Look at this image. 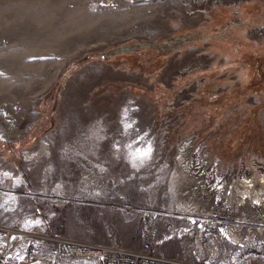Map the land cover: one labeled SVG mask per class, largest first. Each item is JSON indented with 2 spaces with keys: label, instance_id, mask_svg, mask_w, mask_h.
Segmentation results:
<instances>
[{
  "label": "rangeland",
  "instance_id": "1",
  "mask_svg": "<svg viewBox=\"0 0 264 264\" xmlns=\"http://www.w3.org/2000/svg\"><path fill=\"white\" fill-rule=\"evenodd\" d=\"M262 29L264 0L212 10L174 0H0V124L14 134L31 128L0 138V239L30 231L28 252L48 257L56 242L75 240L264 263V225L242 223L232 239L219 210L203 223L175 209L170 181L187 145L234 186L225 208L246 206L237 174L264 163ZM193 48L217 63L176 79ZM117 121L130 130L116 131ZM51 138L52 170L37 174L49 189L9 186L2 173L23 170V154ZM149 147L152 157L138 151ZM256 189L264 201V186Z\"/></svg>",
  "mask_w": 264,
  "mask_h": 264
},
{
  "label": "bare ground",
  "instance_id": "2",
  "mask_svg": "<svg viewBox=\"0 0 264 264\" xmlns=\"http://www.w3.org/2000/svg\"><path fill=\"white\" fill-rule=\"evenodd\" d=\"M4 1V0H3ZM186 8H197V5L204 4L209 10L217 9L221 6L235 5L238 6L240 0H174ZM16 16V15H15ZM13 35L15 36L16 41L21 36V23L20 20L16 19L14 24L11 26ZM258 33L264 37V29ZM23 35V34H22ZM138 35L134 36L135 38ZM18 37V38H17ZM22 37V36H21ZM146 37V36H140ZM141 39V38H139ZM21 40V39H20ZM19 40V41H20ZM193 56H197L196 59H193ZM221 57L220 54L217 55ZM188 57L192 58L186 65L181 68L180 73H178V78L186 76L195 71L206 69L211 66H214L217 61L212 58V55L208 56V60L205 62L201 57H199V52L196 49H190L188 51ZM230 57H226L225 60L228 61ZM19 61V60H16ZM20 63V62H19ZM5 67L13 70L12 64L8 62H3ZM173 64V63H171ZM16 66V65H15ZM20 66V65H19ZM17 71V70H16ZM171 82L167 87H171ZM180 100V99H179ZM126 113L123 112L122 117H119V120H122L125 117ZM121 124L120 121L115 123V130L118 132L127 131L130 128ZM31 129V128H30ZM26 132H21L18 134L11 133L0 124V138L5 139L6 141H11L13 139H18ZM53 139L42 140L34 149L28 150L23 154V170L18 172H13L6 170L2 173L3 178L8 181L9 186L24 185L27 191L43 190L46 192L49 189V185L44 184L37 176L40 172H50L52 170L51 164L49 161L53 155ZM133 149V148H132ZM141 154L152 157V151L149 152V148H140L138 149ZM62 157V153L58 154ZM132 156V150L130 149V157ZM177 168L173 172L171 182L173 184V189L175 190L176 198L174 203V208L180 210L183 214H188L190 216L202 217L203 223L207 220L206 218L213 217L216 210L218 211L219 218L229 220L228 227L221 228V231L226 233L230 238L236 239L239 237L240 224L250 223V224H261L264 225V201H261L258 197V190L256 189V184L264 186V163L259 162L258 160L254 161L252 169H247L246 165H242L241 171L237 174V179L240 182L243 190L239 191V194L243 201L245 202V207L241 206L239 209L229 211L225 208V203L222 200L223 196L231 194L233 187L226 184L225 180L219 175L213 173L212 169H206L203 161L198 156V154L191 156V151L189 146L182 145L179 149V155L176 159ZM65 188V184L62 182L58 183L55 190H62ZM264 195V192L261 190ZM253 197L255 206L249 203L250 198ZM226 200V198H225ZM36 204H39L35 201ZM225 208V209H224ZM216 214V213H215ZM191 221H195V217ZM234 222V224H232ZM11 232V231H10ZM24 239H30L32 232L22 231ZM82 243V242H81ZM84 243V242H83ZM95 244V243H93ZM107 245V244H106ZM114 245V244H113ZM122 247V246H119ZM125 248V247H124ZM129 248V247H126ZM133 249V248H131ZM50 259L51 256L47 257ZM261 259L255 257L252 260ZM16 259H14L15 261ZM22 261V259H20ZM262 261V259H261ZM247 263V262H246Z\"/></svg>",
  "mask_w": 264,
  "mask_h": 264
},
{
  "label": "built area",
  "instance_id": "3",
  "mask_svg": "<svg viewBox=\"0 0 264 264\" xmlns=\"http://www.w3.org/2000/svg\"><path fill=\"white\" fill-rule=\"evenodd\" d=\"M41 216L44 217L43 214ZM48 225L47 222L46 226ZM13 232H7L0 239V264H64V261L75 259L89 261L91 264H216L212 260H204L203 258L180 259L113 244L81 243L75 240L56 242L52 256L50 255L51 258L47 259L46 254H36L34 250L28 252L34 247L31 238L24 239L23 236ZM43 248L44 245L40 247V249ZM14 259L16 260L14 261ZM26 260L29 262L26 263ZM257 260L248 261L245 264H264L261 259L257 258Z\"/></svg>",
  "mask_w": 264,
  "mask_h": 264
},
{
  "label": "snow or ice",
  "instance_id": "4",
  "mask_svg": "<svg viewBox=\"0 0 264 264\" xmlns=\"http://www.w3.org/2000/svg\"><path fill=\"white\" fill-rule=\"evenodd\" d=\"M149 152H150V147H149ZM148 153H145V155H147Z\"/></svg>",
  "mask_w": 264,
  "mask_h": 264
}]
</instances>
